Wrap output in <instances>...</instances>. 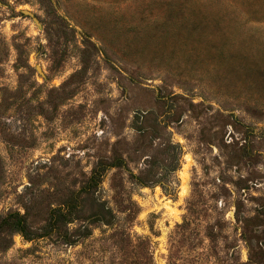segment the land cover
I'll return each mask as SVG.
<instances>
[{"label":"rangeland","instance_id":"obj_1","mask_svg":"<svg viewBox=\"0 0 264 264\" xmlns=\"http://www.w3.org/2000/svg\"><path fill=\"white\" fill-rule=\"evenodd\" d=\"M0 264H264V0H0Z\"/></svg>","mask_w":264,"mask_h":264}]
</instances>
